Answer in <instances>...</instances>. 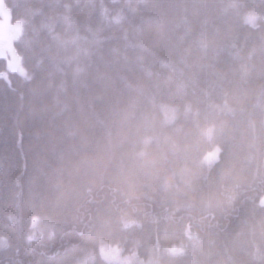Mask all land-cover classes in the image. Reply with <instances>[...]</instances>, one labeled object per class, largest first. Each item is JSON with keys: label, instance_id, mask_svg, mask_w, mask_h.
Masks as SVG:
<instances>
[{"label": "trees", "instance_id": "obj_1", "mask_svg": "<svg viewBox=\"0 0 264 264\" xmlns=\"http://www.w3.org/2000/svg\"><path fill=\"white\" fill-rule=\"evenodd\" d=\"M4 3L0 264H264V0Z\"/></svg>", "mask_w": 264, "mask_h": 264}, {"label": "rangeland", "instance_id": "obj_2", "mask_svg": "<svg viewBox=\"0 0 264 264\" xmlns=\"http://www.w3.org/2000/svg\"><path fill=\"white\" fill-rule=\"evenodd\" d=\"M0 58L10 59L12 54L16 53L14 43L22 36V24L20 21L12 22L9 10L7 9L4 0H0ZM0 76L7 77L6 72H0ZM219 150L214 148L207 153L204 158V164L210 166L218 159ZM260 204L264 206V196L260 199ZM176 248L169 249L170 254L178 252ZM95 252L90 254V260L95 259ZM97 254L100 258L107 262L116 264H138L137 258L133 255L124 256L118 248L109 244H100L97 248ZM140 264H143L140 262Z\"/></svg>", "mask_w": 264, "mask_h": 264}, {"label": "snow or ice", "instance_id": "obj_3", "mask_svg": "<svg viewBox=\"0 0 264 264\" xmlns=\"http://www.w3.org/2000/svg\"><path fill=\"white\" fill-rule=\"evenodd\" d=\"M0 27H2V25H0Z\"/></svg>", "mask_w": 264, "mask_h": 264}]
</instances>
